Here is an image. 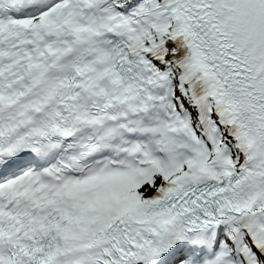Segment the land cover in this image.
I'll return each instance as SVG.
<instances>
[{
	"label": "snow or ice",
	"instance_id": "6c2138e0",
	"mask_svg": "<svg viewBox=\"0 0 264 264\" xmlns=\"http://www.w3.org/2000/svg\"><path fill=\"white\" fill-rule=\"evenodd\" d=\"M0 264H264V0H0Z\"/></svg>",
	"mask_w": 264,
	"mask_h": 264
}]
</instances>
